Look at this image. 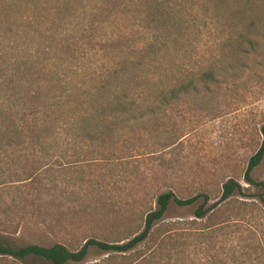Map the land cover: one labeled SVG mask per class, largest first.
Returning <instances> with one entry per match:
<instances>
[{"label":"rangeland","instance_id":"1","mask_svg":"<svg viewBox=\"0 0 264 264\" xmlns=\"http://www.w3.org/2000/svg\"><path fill=\"white\" fill-rule=\"evenodd\" d=\"M169 8L182 26L159 32L154 15ZM3 25H35L44 36L70 39L164 36L153 52L169 62L148 76L149 83L195 78L211 63L218 82L200 83L196 94L159 107L150 98L155 112L127 121L124 130L119 125L104 141L61 132L43 150H0L1 241L61 243L71 251L89 238L123 242L142 231L157 196L170 191L180 199L208 196L202 219L195 216L200 199L188 206L171 202L156 223L155 237L172 234L170 244L183 249L180 261L174 257L170 264L263 262L264 204L244 172L264 123V0H0ZM251 176L264 183V157ZM229 179L248 187L246 196L234 193L214 207ZM156 241L126 256L90 248L83 262L68 264H131ZM0 264L51 263L0 256Z\"/></svg>","mask_w":264,"mask_h":264},{"label":"trees","instance_id":"2","mask_svg":"<svg viewBox=\"0 0 264 264\" xmlns=\"http://www.w3.org/2000/svg\"><path fill=\"white\" fill-rule=\"evenodd\" d=\"M172 10L169 8L166 12L170 15H154L153 24L159 32L181 28V24L177 26L179 21L176 22L179 15ZM49 32L55 33V30L49 29ZM164 42L165 37L156 34L143 40L103 41L44 36L35 25L0 26V150L16 147L43 150L53 147L55 135L61 132H69L81 141H104L119 125L124 130L127 121H139L155 112V107L148 103L150 98H157L159 107L189 93L196 94L200 83L207 86L218 82L216 65L211 63L195 78L149 83L148 76L169 62L153 52ZM248 43L252 48L257 46L255 42ZM260 130L262 140L248 160L244 181L248 186L260 188L254 197L264 204V183L256 182L251 176L264 157V123ZM1 172L0 166V176ZM244 188L248 187L236 180H227L222 184L219 201L213 206L229 201L234 193L246 196ZM200 199L195 216L202 219L208 212L205 208L207 195L180 199L170 191L159 194L157 208L146 214L142 231L123 242L89 238L78 250L71 251L61 243L20 247L0 240V256L20 261L33 257L51 264L81 263L90 248L126 256L157 240L131 264H170L174 257L180 261L183 249L181 245L173 247L170 244L175 240L172 234L159 239L153 229L171 202L188 206Z\"/></svg>","mask_w":264,"mask_h":264}]
</instances>
